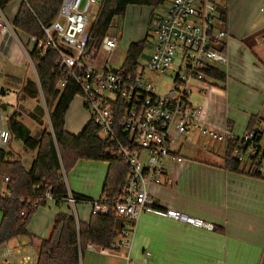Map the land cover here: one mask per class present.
Returning <instances> with one entry per match:
<instances>
[{
	"label": "built area",
	"instance_id": "obj_1",
	"mask_svg": "<svg viewBox=\"0 0 264 264\" xmlns=\"http://www.w3.org/2000/svg\"><path fill=\"white\" fill-rule=\"evenodd\" d=\"M102 0H61L60 8L53 22L41 26L45 42L36 44L43 55L48 50L57 54L56 66L65 76H70L79 86L78 98L90 121L98 127V136L112 144L111 156L124 160L128 176L122 194L117 197H101L86 200L75 197L66 187V195L54 197L47 190L44 205L53 201L57 206H67L75 211L76 206H88L91 215L113 213L123 222V228L116 230L115 240L109 248L98 249L102 255L119 253L123 264L131 259L132 237L136 223L142 214L148 213L175 222L208 231L213 225L189 217L175 210H161L154 207L148 193L151 186H162L166 180L165 164L174 159L172 147L186 146L184 135L197 132L216 142L223 143L225 151L232 149V156L248 173L264 177V124L236 135L228 126L217 129L206 125L200 107L193 105L189 96L191 86L205 85L206 75L218 66H226L227 58L222 49L227 38L226 28L221 21L216 0H171L169 6L158 17L153 44L145 60V66L138 65L135 73H118L107 69L92 68L100 52L111 55L117 48V39L106 35L98 52H87L89 29L96 20ZM264 11V7L260 10ZM11 25L0 10V36L9 34ZM264 48V31L259 35ZM179 65L173 78V87L165 96H157L156 89L145 71L166 74L176 57ZM68 79L58 84L64 88ZM203 92V88H198ZM5 117L0 113V150H7L12 135L5 126ZM50 123V122H49ZM51 132V127H50ZM118 132L120 135H118ZM145 156V157H144ZM63 170V169H62ZM64 175L65 172L61 171ZM8 177H3L0 198L9 200L6 190ZM41 205L25 203L20 216L28 210H37ZM76 214L72 217L78 223ZM24 245L7 247L0 255V264H35L32 253ZM95 251L93 246H88Z\"/></svg>",
	"mask_w": 264,
	"mask_h": 264
},
{
	"label": "crops",
	"instance_id": "obj_2",
	"mask_svg": "<svg viewBox=\"0 0 264 264\" xmlns=\"http://www.w3.org/2000/svg\"><path fill=\"white\" fill-rule=\"evenodd\" d=\"M244 1L247 0H225V5L219 6L218 2L217 4L226 10L228 33L238 34L242 39L244 36H252L255 40L264 31V11H260L264 7V0H248L253 1L251 17L254 13L262 14L263 17L259 26L254 27L252 24L249 28L251 32L242 35L236 25L238 21L236 8L241 7ZM20 3L21 0H15L14 3L12 1L3 11L11 28L5 37L0 36V113L5 117L6 127L8 117L15 112L18 114L17 120L28 128L26 124L31 125L32 120L27 116L34 107H24L29 98L22 99L20 94L27 81L37 83V78L28 56V51L33 45L28 36L16 31L12 25ZM251 21L253 22L252 19ZM226 48L227 42L225 56ZM228 62L227 58V64ZM28 68L32 77L28 75ZM261 69L258 93L253 96L249 109L242 115L228 107L229 98L226 92L213 89L200 96L196 106L201 109L204 123L217 129L228 126L236 135H241L248 130V123L252 117L261 120L260 123L264 122V60ZM227 87L229 89V84ZM204 92L203 88L202 93ZM12 93L16 96V104L13 105L9 100ZM30 100L36 103L35 99ZM22 109L27 113H23ZM71 109L72 104L66 113L65 129L77 136L89 118L86 119L87 113L83 112L81 102L73 108L76 116L73 120ZM68 116L70 124L67 123ZM26 118H29V122L24 121ZM188 136H184L186 146L177 144L172 147L174 159L165 164L166 178L169 181L166 180L162 186L149 187L148 193L154 201L155 208L181 212L212 224L213 230L195 228L153 214H142L132 237L129 264H264V180L244 173L227 171L224 168V145L221 148L216 142L208 143L203 141L204 139L191 143ZM13 140L12 138V142ZM12 157L13 155L10 158ZM34 158L31 157V163ZM1 185L3 184L0 182V189H4L5 186ZM76 185L72 188L66 186L73 195L92 200H98L101 196L93 199L91 197L94 196L93 193H86L83 191L84 186ZM60 213L69 216L75 213L78 223H87L91 216L88 206L78 205L75 211H72L67 206H57L53 201H47L31 217L26 227L28 234L38 239H46L56 215ZM1 218L0 213V222ZM18 245H24L25 251L32 253L33 262L36 263L37 248L27 237L14 238L2 244L0 255L5 248ZM88 246L85 251L109 258L108 264H123L119 253L102 255L97 252L102 248H95L94 251ZM12 264L19 263L13 261Z\"/></svg>",
	"mask_w": 264,
	"mask_h": 264
},
{
	"label": "trees",
	"instance_id": "obj_3",
	"mask_svg": "<svg viewBox=\"0 0 264 264\" xmlns=\"http://www.w3.org/2000/svg\"><path fill=\"white\" fill-rule=\"evenodd\" d=\"M12 1L0 0V10L4 11ZM164 2L165 0H102L96 20L89 29L87 52L99 51L100 43L103 37L109 34L113 21L123 17L128 6H146L153 9ZM60 5L61 0H21L12 25L16 31L34 39L36 44L43 43L46 38L41 26L48 27L53 22ZM219 13L226 28V10L220 7ZM36 44L28 51V56L35 68L38 84L27 81L21 89V98L35 99L39 93L42 94L49 110L51 132L39 137L31 136L29 129L17 120L18 114L14 112L8 117L7 127L12 138L19 141L26 150L35 151L36 156L29 169H26L20 158L10 161L9 158L13 154L0 150V177L9 178L6 190L10 194L9 200L0 198V246L11 239L27 237L37 248L35 264H80V257L88 245L94 248H109L116 240L114 231L121 230L123 222L113 213L91 215L87 223H77L72 216L60 213L53 221L49 236L46 239H38L26 230L36 210H28L23 217L19 215L20 212L25 208L26 202H38L44 206L43 199L47 190H50L54 197L65 196L66 187L60 170L63 169L66 174L79 159L108 163L101 197L120 196L129 171L123 159L111 156L113 145L98 136V127L93 121L89 120L77 136L66 131V113L80 94L79 86L73 78L62 74L55 65L57 54L54 51L48 50L43 55ZM144 49L143 42L131 44L122 66L114 71L123 74L135 73ZM222 49L225 50V43ZM206 75L209 79L226 83V75L218 68L210 70ZM65 78L68 81L64 88L60 89L58 84ZM42 114L43 109L37 106L31 118L38 119ZM257 119L252 117L249 120L248 130L264 124ZM224 168L229 172L244 173L264 180L258 173L246 172L233 158L231 148L225 151Z\"/></svg>",
	"mask_w": 264,
	"mask_h": 264
},
{
	"label": "rangeland",
	"instance_id": "obj_4",
	"mask_svg": "<svg viewBox=\"0 0 264 264\" xmlns=\"http://www.w3.org/2000/svg\"><path fill=\"white\" fill-rule=\"evenodd\" d=\"M15 0H13L14 3ZM219 6L225 5V0H216ZM171 0H165L163 5H159L157 8H150L146 6H128L126 8L125 14L123 17L117 18L113 21L112 27L109 31L110 36H113L117 39V48L111 54H105L100 52L97 55L96 60L92 63V68L95 71H100L106 65L107 69L118 70L124 60L127 50L131 44L143 42L145 49L142 56L139 59L140 67L145 66V60L150 53L151 45L155 37L154 31L155 26L157 25L158 17L162 14L163 11L167 9ZM253 1H244L241 4V7L236 8L237 12V29L240 34L250 33L249 28L254 25L257 27L261 23L263 17L262 14L254 13L251 17V7ZM245 3V4H244ZM249 3L251 5L249 6ZM244 5V6H243ZM153 14V18L151 15ZM253 20V22L251 21ZM247 24V25H246ZM228 33V32H227ZM227 42L226 56L228 58L227 67L218 66L217 68L224 72L226 75V83L222 84L216 80L208 79L206 85H201L205 92H199L196 85L191 86V94L189 100L193 105H196L199 101V97L205 95L208 91L213 89L221 90L226 92L227 98H229V105L231 111L235 110L238 114L241 115L245 110L249 109L253 96L257 95L258 87L260 82V73L259 70L263 68L264 60V48L260 44L259 38L255 40L252 36H244L243 39L238 36V34L228 33V38L224 40ZM246 41V42H245ZM225 42V43H226ZM179 65V58L176 55L174 58L171 67L168 69L166 74L150 73L145 71L149 81L156 89L157 96H165L167 92L173 87V78L175 77L177 67ZM35 70V68H34ZM29 77H32L31 70L28 68ZM36 74V71H35ZM37 78V74H36ZM37 80V79H36ZM38 84V81H37ZM229 84V89H228ZM198 86V87H201ZM202 93V94H201ZM217 94V93H216ZM215 96V94H213ZM218 95V94H217ZM22 93L20 94V98ZM9 100L12 101V105L16 104L15 93L9 95ZM27 99V98H24ZM34 100V99H33ZM36 103L32 100H27L24 107L33 108L32 112L28 113L30 120H32L31 125L26 124L29 128L31 136L39 137L43 134L50 132V123H49V110L47 109L44 98L41 93L38 94V97L35 98ZM81 102L77 97L72 103L71 109V118L75 119L74 106ZM82 103V102H81ZM36 104V105H35ZM40 106L43 109V114L38 117V119L31 118V114L34 112V109ZM83 110V109H81ZM23 113H27L24 109L21 110ZM86 114V112L83 110ZM70 113V111H69ZM28 118V119H29ZM70 117H67V123H69ZM27 118L24 121L29 122ZM86 119L88 116L86 114ZM225 121V120H224ZM6 126V122H5ZM189 141L193 143L194 141L201 139L203 141L216 142L207 137H202L199 133H188ZM185 136V135H184ZM217 146L222 148L223 143L216 142ZM7 151H10L13 154L12 158H9L10 161H14L17 158H20L22 164L26 169H29L31 163V157L36 156V152H30L26 150L23 145L16 140H13L12 146H8ZM35 154V155H34ZM31 155V157H30ZM20 156V157H18ZM145 157V156H144ZM26 162V163H25ZM108 163L102 161H91L86 159L77 160L74 165L67 171L66 174L62 175V180L64 184L70 186L71 188L76 184L79 186H84L83 191L86 193H93L94 196H91L93 199L98 198L102 193V185L107 173ZM63 171L62 169L60 170ZM0 177V182L1 179ZM66 185V186H67ZM87 185H92L91 187ZM3 187V185H1ZM110 259L107 257L99 256L97 254L88 253L87 251L83 252V255L80 257V264H108Z\"/></svg>",
	"mask_w": 264,
	"mask_h": 264
}]
</instances>
